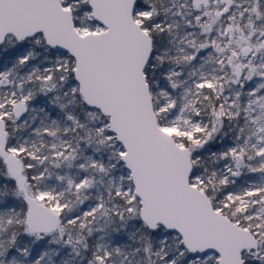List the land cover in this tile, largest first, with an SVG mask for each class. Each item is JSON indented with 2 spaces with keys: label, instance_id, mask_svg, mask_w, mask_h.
<instances>
[{
  "label": "snow or ice",
  "instance_id": "snow-or-ice-1",
  "mask_svg": "<svg viewBox=\"0 0 264 264\" xmlns=\"http://www.w3.org/2000/svg\"><path fill=\"white\" fill-rule=\"evenodd\" d=\"M0 264H264V0H0Z\"/></svg>",
  "mask_w": 264,
  "mask_h": 264
}]
</instances>
